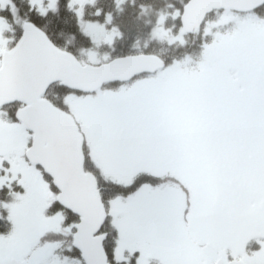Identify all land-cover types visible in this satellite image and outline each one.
Returning <instances> with one entry per match:
<instances>
[{"label":"snow or ice","instance_id":"1","mask_svg":"<svg viewBox=\"0 0 264 264\" xmlns=\"http://www.w3.org/2000/svg\"><path fill=\"white\" fill-rule=\"evenodd\" d=\"M124 3L0 0V264H264V0Z\"/></svg>","mask_w":264,"mask_h":264},{"label":"trees","instance_id":"2","mask_svg":"<svg viewBox=\"0 0 264 264\" xmlns=\"http://www.w3.org/2000/svg\"><path fill=\"white\" fill-rule=\"evenodd\" d=\"M169 0H125L124 14L122 16V23L125 26V38L121 41V46H129L131 44H137L140 47L151 46L162 56H171L175 54L176 50L168 48L167 45L158 41H152L147 33L148 24L152 19L153 10L163 7ZM24 0H21V7H23ZM104 3L111 7V0H104ZM143 3L145 9L143 12L139 8V5ZM90 10H92L90 8ZM56 30L64 42L72 45L78 43L77 37L67 26H57ZM162 51L166 53L162 54Z\"/></svg>","mask_w":264,"mask_h":264},{"label":"rangeland","instance_id":"3","mask_svg":"<svg viewBox=\"0 0 264 264\" xmlns=\"http://www.w3.org/2000/svg\"><path fill=\"white\" fill-rule=\"evenodd\" d=\"M168 48H169V47H168ZM171 49H172V48H171ZM163 53H166V51H162V54H163Z\"/></svg>","mask_w":264,"mask_h":264}]
</instances>
